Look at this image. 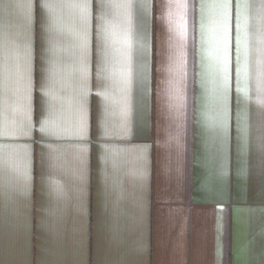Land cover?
<instances>
[{
  "label": "crops",
  "instance_id": "0c3cea01",
  "mask_svg": "<svg viewBox=\"0 0 264 264\" xmlns=\"http://www.w3.org/2000/svg\"><path fill=\"white\" fill-rule=\"evenodd\" d=\"M0 264H264V0H0Z\"/></svg>",
  "mask_w": 264,
  "mask_h": 264
}]
</instances>
